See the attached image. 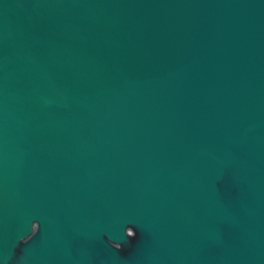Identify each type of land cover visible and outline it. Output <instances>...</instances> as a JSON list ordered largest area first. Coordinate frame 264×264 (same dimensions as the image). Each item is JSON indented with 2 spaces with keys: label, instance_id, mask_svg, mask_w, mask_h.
Here are the masks:
<instances>
[{
  "label": "water",
  "instance_id": "water-1",
  "mask_svg": "<svg viewBox=\"0 0 264 264\" xmlns=\"http://www.w3.org/2000/svg\"><path fill=\"white\" fill-rule=\"evenodd\" d=\"M0 264H264V0H0Z\"/></svg>",
  "mask_w": 264,
  "mask_h": 264
},
{
  "label": "clouds",
  "instance_id": "clouds-1",
  "mask_svg": "<svg viewBox=\"0 0 264 264\" xmlns=\"http://www.w3.org/2000/svg\"><path fill=\"white\" fill-rule=\"evenodd\" d=\"M37 232H38V231H33L32 236H35ZM128 234H131L133 237L136 236V232H135V231H133V232H131V233H127V235H128ZM32 236H29V237H28V240L32 239ZM25 243H27V240L25 241ZM121 247H122V246L119 245V247H118L117 249H120Z\"/></svg>",
  "mask_w": 264,
  "mask_h": 264
}]
</instances>
